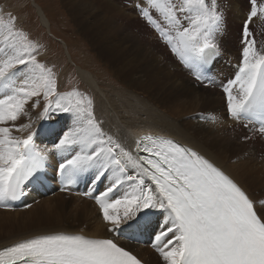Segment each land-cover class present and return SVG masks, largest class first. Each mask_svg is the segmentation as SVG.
<instances>
[{
    "label": "snow or ice",
    "instance_id": "obj_1",
    "mask_svg": "<svg viewBox=\"0 0 264 264\" xmlns=\"http://www.w3.org/2000/svg\"><path fill=\"white\" fill-rule=\"evenodd\" d=\"M248 2L238 69L220 86L228 116L264 137V46L257 47L249 27L255 17L264 20V0ZM128 6L171 46L198 85L216 84L229 27L222 0H128ZM7 15L0 14V204L49 179H59L62 191L86 180L84 195L95 199L109 231L143 230L154 212L163 216L154 239L166 264H264V196L171 138L148 135L135 151L127 148L104 131L91 97L57 91L53 68L37 59L39 45ZM34 108H42L35 119ZM23 117L28 123L18 124ZM42 136L50 138L43 146L37 144ZM0 264L141 261L113 239L58 233L3 249Z\"/></svg>",
    "mask_w": 264,
    "mask_h": 264
},
{
    "label": "bare ground",
    "instance_id": "obj_2",
    "mask_svg": "<svg viewBox=\"0 0 264 264\" xmlns=\"http://www.w3.org/2000/svg\"><path fill=\"white\" fill-rule=\"evenodd\" d=\"M75 1L78 0H61V4L63 5L62 7H64L63 9H66V11L68 12L69 14L68 16L73 17L76 24L78 19H81L85 15H87V14L82 15L81 12L78 10V8L80 6L89 7L92 5V2L91 0H86L85 3L78 4L77 6L75 5ZM125 1L128 6V0H123V2ZM226 1L228 3L231 2L233 3L232 0H226ZM243 1L235 0L236 4L239 6L240 9L243 10L249 9L248 0H246L245 4L242 3ZM1 4L3 5V3ZM106 5H108L109 7H106L103 10L104 14L106 15V16L104 15L105 18L104 24H109L112 23L111 19H114V17L117 14V11L115 5H113L112 3H107ZM127 6L125 7L134 17L136 22V26L132 28V33L139 34L140 32L139 37H141L142 31L145 32L149 42L148 45L144 47L143 50H140L141 55L136 54L132 59H128L131 53L127 50L122 49L120 45H116L113 42V39L115 38L114 31L104 34L103 25L99 26L97 23H95V26H97V28L92 29V33L95 35L96 38L95 42L100 41L102 38L103 43H105V45L99 44L95 46V50L98 52L99 55H101L103 60L113 64L112 65L113 68H116L118 71L123 72L124 76L126 77L125 80H127L124 81L121 79L122 81H120L122 82L123 85L122 89H124L125 93L123 94L124 97L118 96L116 98L118 106L117 108H114L112 110V116H106V119L104 117L102 118L100 117V119L104 120V123H102V127L104 131L109 135H112L115 139H118L127 148H130L134 151L136 148V141L147 134H161L171 139H174L176 142L192 147L193 149L199 151L206 158L210 159L217 166L222 168L227 174H229L230 176L234 177L237 181H239L248 191L258 196H264V187L261 184V183L264 184V171H263L264 163H261L262 161H264V137H261L252 130L253 128L252 124H249L248 127H245L244 125L246 123L243 121L235 122V120H232L231 118L228 119L229 121L219 118V120L214 122L216 125L210 127L211 132L215 137L214 144H212L207 140V138L205 137V135H203V133L195 132L192 135L189 133L188 128L186 126L183 127L181 126L182 123L181 121L182 118L184 117L182 113L169 114V112L163 113L162 111L161 114H158L157 112L155 114V112L151 111L153 109L150 108L149 104H146L141 100H137L139 101L138 104L132 102V100L130 99L131 94L129 93L130 91H135L134 89L131 88L132 86L135 87H137L138 85L144 86L145 90L148 89L152 91L151 96L153 98L160 100L161 98L160 95H162L165 98L167 94L171 92L169 87L170 84L172 82H175L176 80H179L177 84H175L176 86L180 85L177 90H180L179 92L182 91V88L183 89L187 88L192 91L196 90L197 92V95H195L196 100L198 99L200 105L205 107L208 103L215 100V98H213L212 96H216V95L224 96L222 87L218 85V83H221L224 80L223 77L219 76L218 80H216L215 85L212 86L198 85L195 82L194 76L190 73V71L181 64L182 62L180 61L179 56H178V60L181 63H179L177 58L174 57V55L171 53L172 51L168 49L167 47L168 45H166V41L161 38L159 33L156 32L152 27L147 26L145 21L137 14V12L133 11L129 6L128 7ZM110 7H113L114 9ZM41 11L43 16V21L45 24H47L48 27L50 25V20L47 17L46 13L43 11V9H41ZM2 15L4 17L5 14L3 13ZM66 15L67 14H65V16ZM242 16L244 18L246 16L245 13ZM84 20L85 22H88L89 17L85 18ZM230 22L235 23V20H231L228 18V23ZM76 25L79 30L84 31L82 25H78V24ZM229 33H228V37L225 36L223 40L224 55L220 59V61L221 60L224 61V59H228L229 62L231 63V68L229 67L223 68L221 62H219V65L223 69V71L236 72L241 59L240 36H236V35L232 36L229 35ZM234 34L236 33H233V35ZM258 34L259 33H257V35ZM229 41L234 43L232 45L233 47L232 49H234V51L233 52L231 51V54L229 52L230 50L226 48L227 46L226 43H231ZM256 42L258 48L263 46V42L260 41V37L256 40ZM149 46H152V49H150ZM156 47L159 49V52L156 51ZM228 53L230 55H228ZM59 57L61 58V56ZM163 57L168 60H165ZM168 68H171L170 72L168 71ZM79 70H80L79 71L80 77L82 78L83 81L89 84L92 88L98 89L99 92L101 93L100 95H105L103 93V87H102L103 85H101L98 82L92 71H85V69L83 68H80ZM140 74H142L143 76H140ZM167 86L169 87V90L168 88L165 89ZM161 87H163V89L165 90L164 91L165 93L163 94L162 92H157L158 89ZM124 98H126L127 100L126 99L124 100ZM131 98L134 99L136 97L132 96ZM222 105H223L222 106L223 109L226 111V105L224 104ZM196 108H199V106H196ZM196 108L195 107L194 109L192 108V111L190 112L189 115L198 114L201 112V111H197ZM118 109H122V111L119 112ZM158 109L160 108L158 107ZM31 111L33 114V119H35L36 115L38 114V111H42V108H39V110L37 111H34V109H32ZM140 113L143 114L140 115ZM220 117L223 116L221 115ZM17 123L18 124L28 123V118L23 117L21 118L20 121H17ZM41 123L43 122L42 121L37 122L35 124V127L39 129ZM60 126L61 125L58 124L56 127L60 128ZM195 126H204V124L195 122ZM14 135L24 137L27 135V132L26 131L14 132ZM245 136H248L249 139L247 140L243 139V137ZM44 138L45 140L46 138L48 140L50 139L49 137H44ZM40 142H41L40 139H38L37 144L43 146L41 144L42 142L41 143ZM203 143H207L208 146L205 147ZM261 157L263 158L261 159ZM57 181L58 179L55 180V182ZM106 183H108V181H104L101 184H99L96 187V193L100 192L104 188ZM54 185L56 186L57 184ZM39 187L31 186L27 194L28 196L30 194L37 193L39 194L38 198L33 196H28V197L26 196L22 202V203L25 202L24 206H26L28 201H32V203L36 201L39 203L36 204L34 207H32L30 213L33 214L28 217L24 216L23 212H18V211H17L18 213L9 212L10 210L12 211L15 210L13 209V207H16L18 205L16 206L11 205L7 201L4 202L3 204H0V230L2 229L3 231H6V228H8L9 231H11L14 225H20V224H24L28 226L27 231L21 234H15L14 231H11L10 233L6 232L5 237L7 238V240L0 241V243L1 242H7V243L3 245L0 244V249L36 236L57 234V233L83 234L85 236H88V238H96V239H113L114 242H116L120 246H122L120 243L121 241L127 242L123 237L119 236L118 232L115 231L110 236L95 235L89 233L88 231L92 229V226H87V229H85L86 231L82 230L83 232L81 230L63 229L60 226L61 220L55 219V216L53 214L54 210L58 207L55 213H57L58 216L61 215L62 212L65 210L66 206L67 207L70 206L71 199L75 198V197L73 198L69 197L71 194L74 193L77 195L79 194L80 196V197H76V199L73 200L76 202L78 201L80 203L78 206L79 207L82 206L81 210L91 211L95 205H98L95 199L91 198V196L89 195H84L85 196L84 199L81 198V196L83 197L81 193L88 191V183L86 180L81 181V186L77 190L68 189L62 191L61 188H59V186L57 185V188L59 190L58 193L46 198L42 196L48 194V191L43 188L47 186L39 185ZM96 193H93L92 195H95ZM49 210L51 211L48 212ZM155 213L160 216L159 221H163V216L158 211H156ZM121 214H122V210H121ZM153 229L156 232L158 227L153 225ZM133 232L134 233L132 239H135L138 236L135 230H133ZM131 245L134 246V249L138 253L141 252V246H137L136 243H132ZM124 248L131 253L133 252L134 255L138 259H140V261L143 264H147L134 251H131L126 247Z\"/></svg>",
    "mask_w": 264,
    "mask_h": 264
},
{
    "label": "rangeland",
    "instance_id": "obj_3",
    "mask_svg": "<svg viewBox=\"0 0 264 264\" xmlns=\"http://www.w3.org/2000/svg\"><path fill=\"white\" fill-rule=\"evenodd\" d=\"M78 1H75V5L77 6L78 4L85 3L86 0H78ZM232 1L233 3L232 2L228 3L226 0H223L222 2V6L226 11L227 18L231 20H235V23L234 22L228 23L230 33L228 30L227 34L225 35L226 37H228V33L229 35L232 36L235 35L240 36L242 31L241 26L249 12V9H245V10L240 9L239 6L236 4L235 0ZM91 2L92 5L89 7L80 6L78 8V10L81 12L82 15L87 14L83 18L78 19V21L76 22V24L82 25L84 31L79 30L77 25L75 24L73 17L68 16L69 15L68 12L66 11V9H63L64 7H62L63 5L61 4V0H0V13L5 14L3 17L5 20L8 19V15H7L8 13H11V15L14 17L16 16L15 17L16 27L18 29L23 30V32L27 34L31 40H33L39 45V49H38L39 54L37 55V59L41 63L46 64L48 67L53 68V71L56 74L57 91L63 93L72 90H78L82 94L91 97L94 101L95 117L97 118V120L104 123V120L100 119V117L101 118L104 117L106 119V116H112V110L114 108H117L118 106L116 98L118 96L119 97L123 96V94L125 93L124 89H122L123 88L122 82L120 81L122 80L127 81V80H125L126 77L124 76L123 72L118 71L116 68H113L112 66L113 64L103 60L101 55H99L98 52L95 50V46L99 44L105 45V43H103L102 41V38L100 41L95 42L96 38L95 35L92 33V29L97 28V26H95V23H97L99 26L103 25L104 34L114 31L115 38L113 39V42L116 45H120L122 49L127 50L131 53L128 59H132L136 54L141 55L140 50H143L144 47H146L149 42L145 32L142 31L141 37H139L140 32L139 34L132 33V28L136 26V22L134 17L125 7L127 6L126 1L123 2V0H91ZM176 2L179 3L181 2V0H178ZM1 3H3V5ZM107 3H112L113 5H115L117 14L114 17V19H111L112 23L104 24L105 14L103 10L104 8L109 7L108 5H106ZM242 3L245 4L246 0H244ZM41 9H43V11L46 13L47 17L50 20V25L48 27L47 24H45L43 21ZM244 13L246 16L243 18L242 15ZM65 14L67 15L65 16ZM88 17H89L88 22H85L84 19ZM249 27L250 30L253 32V38L257 40L260 37V41L263 42V46H264V20H261L259 17H255L253 18V21L250 23ZM233 33L236 34L233 35ZM257 33L259 34L257 35ZM233 44H234L233 42L226 43L227 45L226 48L230 50L229 51L230 54L231 51L232 52L234 51V49H232ZM166 45H168L167 42ZM149 47L150 49H152V46ZM167 47L168 49L171 50L170 45H168ZM156 51L159 52V49L157 47H156ZM171 53L178 60V55L177 54L175 55L174 52ZM230 54L228 53V55ZM59 56H61L62 59ZM164 59L168 60L166 58ZM178 62L181 63L179 60ZM219 62H221L223 68L224 67L231 68V63L229 62L228 59H224V61L221 60ZM80 68L85 69V71H92L98 82L101 85H103L102 86L103 93L105 95H100L101 93L99 92L98 89L92 88L89 84H87L85 81L82 80L79 74ZM218 69H219L218 72L215 73L216 80H218L219 76L223 77L224 81L234 76L235 71H223L220 65H218ZM168 71L170 72L171 68H168ZM140 76L143 75L140 74ZM178 81L179 80H176L175 82L171 83L172 85L170 84L169 87L171 92L167 94L165 98L162 95H160L161 96L160 100L153 98L151 96L152 91L148 89L145 90L144 89L145 87L140 85H138L137 87L135 86L131 87L135 91H130L129 93L131 94V97L135 96L136 98L133 99L130 97V99L132 100L133 103L136 104L139 103V101L137 100H141L142 102L149 104L150 108L153 109L150 110L152 112H155V114L156 112L158 114H161L162 111L163 113L169 112V114L182 113L184 116L181 121L182 127L186 126L188 128L189 133L192 135L195 132L203 133V135H205L207 140L212 144H214L215 137L213 136L210 127L215 126L216 124L214 122L219 120V118H222L223 120L230 119V117L227 116L228 115L227 112L222 107L223 106L222 104L226 105V97H224L225 94L224 96H218V95L212 96L213 98H215V100L211 101L204 107L200 105L199 100L198 99L196 100L195 98V95H197L196 90L192 91L187 88L185 89L182 88V91L179 92L180 90L177 89L180 85L178 86L175 85L177 84ZM218 85H221V83H218ZM169 87L167 86L165 89L168 88L169 90ZM164 91L165 90L163 89V87H161L158 89L157 92H162L163 94L165 93ZM125 99L126 98H124V100ZM196 106H199V108H196ZM158 107L160 109H158ZM194 107L196 108L197 111H201V112L198 114L189 115L190 112L192 111V108L194 109ZM37 110H39V108H34V111ZM118 111L121 112L122 109H118ZM39 112L40 111H38V113ZM141 114L143 113H140V115ZM221 115L223 117H220ZM206 117H214V119H206ZM195 122L204 124V126H195ZM235 122L238 121L235 120ZM40 141L42 142V143L40 142L42 145L48 143V140L45 142V138L43 136L40 138ZM203 145L205 147L208 146L207 143H203ZM262 158L263 157H261V159ZM261 163H264V161H262ZM263 171H264V165H263ZM49 172L52 176L53 173L51 169ZM261 184L264 187V184L263 183ZM36 186L39 187V185ZM43 188L48 191V194L42 196L45 198L49 196H53L57 194L59 191L57 185L56 186L51 185L49 187H43ZM84 193L85 192L81 193L83 195V197L81 196L82 199H84L85 197ZM28 196H33L38 198L39 194L33 193ZM69 197L70 198L75 197L73 199H76V197H80V196L79 194L77 195L74 193L71 194ZM73 199H71L70 201V206L68 207L66 206L65 210L62 212L61 215L58 216V214L55 213L58 207L53 212L55 219L61 220L60 226L63 229L82 231L87 229V226H92V229L88 231L89 233L95 235H106V236L112 235L114 231H109L111 225L108 222L104 221L103 214L101 212L99 205H95L91 211L89 210L84 211L81 210L82 206L80 207L78 206L80 203L78 201L77 202L74 201ZM24 203H21L18 206L13 207V209L15 210L13 211L10 210L9 212H13V213L23 212L24 216L28 217L33 214L30 213L32 207H34L36 204H39L36 201H34L33 203L32 201H28L26 206H24ZM50 211L51 210H49L48 212ZM159 219L160 216L154 212L151 217L152 223L149 226L151 230H149L148 232H146V228L143 229V231L141 230V235H140L141 241L138 240V237L132 239L133 230L123 229L122 231L118 232L119 236L123 237L127 241V242L121 241L120 242L121 245L130 249L131 251H134L147 264H166L160 251L157 249L156 246L157 242L153 237L155 233L159 231V228L163 223V221H159ZM153 225L158 227L156 232L153 229ZM27 228L28 226L24 224L14 225L11 231H14L15 234H21L26 232ZM11 231H9L8 228H6V231H3L1 229L0 239L2 240L0 241H6L7 238L5 237L6 236L5 233L6 232L10 233ZM5 243L7 242H1L0 244L3 245ZM132 243H136L137 246H141L140 253H138L134 249V246L131 245Z\"/></svg>",
    "mask_w": 264,
    "mask_h": 264
},
{
    "label": "trees",
    "instance_id": "obj_4",
    "mask_svg": "<svg viewBox=\"0 0 264 264\" xmlns=\"http://www.w3.org/2000/svg\"><path fill=\"white\" fill-rule=\"evenodd\" d=\"M48 139L46 138L45 142L47 141ZM149 230H151L149 227L146 228V232H148ZM152 233V232H151ZM150 237V236H149Z\"/></svg>",
    "mask_w": 264,
    "mask_h": 264
}]
</instances>
